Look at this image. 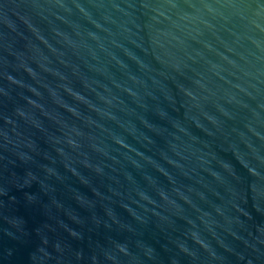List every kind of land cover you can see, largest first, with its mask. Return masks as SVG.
Instances as JSON below:
<instances>
[{
    "label": "water",
    "instance_id": "1",
    "mask_svg": "<svg viewBox=\"0 0 264 264\" xmlns=\"http://www.w3.org/2000/svg\"><path fill=\"white\" fill-rule=\"evenodd\" d=\"M0 264H264V0H0Z\"/></svg>",
    "mask_w": 264,
    "mask_h": 264
}]
</instances>
